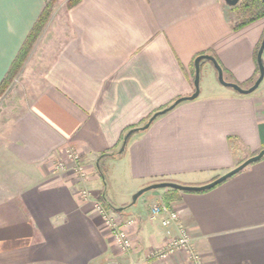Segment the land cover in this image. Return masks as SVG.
<instances>
[{
	"label": "crops",
	"instance_id": "crops-1",
	"mask_svg": "<svg viewBox=\"0 0 264 264\" xmlns=\"http://www.w3.org/2000/svg\"><path fill=\"white\" fill-rule=\"evenodd\" d=\"M223 1L0 0V84L53 2L22 67L36 77L0 127V264H190L183 251L150 256L177 233L160 224L165 214L152 216L160 202L177 211L203 261L264 264V156L204 191L128 199L156 182H212L264 148V78L249 94L220 82L198 92L133 131L118 152L128 130L194 91L197 55H212L228 81L253 84L264 16L234 29L237 11ZM69 149L82 158L84 183L65 159ZM108 159L128 179L119 197L109 194L112 175L96 172ZM84 184L120 221L136 220L127 252L83 201Z\"/></svg>",
	"mask_w": 264,
	"mask_h": 264
},
{
	"label": "built area",
	"instance_id": "built-area-1",
	"mask_svg": "<svg viewBox=\"0 0 264 264\" xmlns=\"http://www.w3.org/2000/svg\"><path fill=\"white\" fill-rule=\"evenodd\" d=\"M264 52V51H263ZM264 62V59H263ZM264 65V64H263ZM264 78V77H263ZM66 161L71 163L73 170L77 174L78 179L84 183L86 181L85 165L82 163V158L75 150H65ZM58 169H64L65 160L61 159L59 155L56 156L54 163ZM79 194L83 198V201H87L91 205L92 214L102 221L107 230L112 235L115 245L120 251L127 252L132 247L131 238H129L127 228L135 224L136 220L132 217L125 221H120L113 211L98 200L96 194L86 188L85 184L79 188ZM151 214L153 217L165 214L160 220V224L163 227H169L174 225L177 233L170 235L166 243L161 247L152 249L150 256L165 258L170 254L178 251H183L187 254L190 264H216L215 262L203 261L201 254L195 248V244L189 236L187 228L182 226L179 222V215L176 210L166 202H160L151 208ZM113 264H121L115 262ZM127 264H140L137 261L131 260Z\"/></svg>",
	"mask_w": 264,
	"mask_h": 264
},
{
	"label": "water",
	"instance_id": "water-1",
	"mask_svg": "<svg viewBox=\"0 0 264 264\" xmlns=\"http://www.w3.org/2000/svg\"><path fill=\"white\" fill-rule=\"evenodd\" d=\"M238 1L239 0H224L223 2H225L229 6L230 5L234 6L238 3ZM261 1L264 3V0H261ZM260 40H261V42H260L258 50L256 52V63H257V68H258V76L256 77L255 81L253 82V84L251 86H249L246 89V88H243L236 83L227 82V81L223 80V71H222V68L219 67L220 65L218 64L216 59L210 54H207V55L206 54H199L194 58V61H193L194 80H192V81H193V85H194V91L192 93H190V95H188V96H183V97H179V98L175 99L167 107H163V109L157 110L156 112H154L149 117V119L145 121V123L142 126L135 127V128H133V130L132 129L128 130L127 133L124 134L122 144H121L118 152L121 153L124 150L123 147L125 146L126 141H127L128 137L130 136L129 134L133 133V131L143 130V129L147 128L150 125V123L152 122V120H154L159 115L166 113L167 111L174 108V106H176L177 104H179L182 101L192 100L198 96V92H199L198 79H199V70H200L199 67H200V62L202 60H209L212 62V64L214 65L213 67H215V69L217 71V78H218L217 80L222 85L227 86V87H231L233 90H235L236 92H238L240 94H249V93L253 92V90H255L259 86V84L262 82L263 77H264V65H263L264 64V62H263L264 35ZM262 156H264V148H262L256 154L251 155L250 157L245 159L243 162H241L236 167L231 168L226 173L224 172L223 175L215 178L214 180H212V182L210 181V182H207L206 184H203V185H187V184L184 185V184H178L176 182H171V181H161V182L149 184L148 186L146 185V186L140 188L139 190H137L135 193L132 194V197L130 198L131 204L135 203L137 198L139 196H141L144 192H146L148 190H152V189H157V188H171V189H176V190L186 191V192L187 191L200 192V191L210 189V188L218 185L220 182L225 181L226 179H228L232 175L238 173L239 171H241L243 168H245L249 164L260 160L262 158ZM116 210L120 211V210H122V207L116 208Z\"/></svg>",
	"mask_w": 264,
	"mask_h": 264
},
{
	"label": "rangeland",
	"instance_id": "rangeland-1",
	"mask_svg": "<svg viewBox=\"0 0 264 264\" xmlns=\"http://www.w3.org/2000/svg\"><path fill=\"white\" fill-rule=\"evenodd\" d=\"M46 22H45V24H46ZM44 26H43V28H44ZM43 28L41 29L40 33L42 32ZM37 36H39V35H37ZM37 38H36V40H37ZM35 41L28 48V51L26 53V56L24 57V60L22 61L23 63L20 66V68L13 75V77L9 81L8 85L6 87H4V90L0 93V127L2 124L4 125V122H6L10 117L14 116L16 114V112H18L20 110L21 102H23V100H25L27 98V92H26L27 89L25 87L26 86L28 87L31 80L32 79L34 80L36 77V75H35L36 71L35 70L33 73H30L31 71H28L29 69H27V71L26 70L23 71V68H22L25 64V61L27 60V56L29 55L30 51L32 49H34V47H35V46H33ZM35 56L36 55L34 54L33 58H35ZM213 66L214 65L210 61L204 60L203 66L201 68L199 67L200 70H199L198 87H199V92L202 94L204 92H212L215 89L214 88L215 85H218V86L220 85L219 81L217 80L218 79L217 78V71H216L215 67H213ZM227 78H228L227 75H225L223 77V80L230 82V81H228ZM221 87L223 89H230V90L232 89V88L227 87V86L226 87L221 86ZM97 162H98V167H96V172L99 175L100 174L104 175L107 172H108V174L112 175V178H110L109 181L105 179V181L109 182V184H110L109 194L110 195L112 194L113 196L119 197L121 192L124 191V189H128L129 185H128V179H127L126 175L123 176L122 174L121 175L115 174L120 169L118 162L113 161L111 159H108V161H102V162L97 161ZM160 189H168V188H157L154 190L159 191ZM151 191H153V190H151ZM132 194L129 196V198H128L129 200H131L130 198L132 197Z\"/></svg>",
	"mask_w": 264,
	"mask_h": 264
},
{
	"label": "trees",
	"instance_id": "trees-1",
	"mask_svg": "<svg viewBox=\"0 0 264 264\" xmlns=\"http://www.w3.org/2000/svg\"><path fill=\"white\" fill-rule=\"evenodd\" d=\"M78 0H67V6L70 7L73 4H75ZM53 2L46 3L43 11L38 16L37 20L34 22V25L32 26L30 32L28 35H26V39L24 43L22 44L21 48H19V52L14 59V62H12V65L10 67V70L8 71L7 75H5L2 83L0 84V93L4 90V87H6L13 77V75L17 72V70L22 65V61L24 60V57L26 56V53L28 51V48L31 46V44L36 40L39 35L41 29L45 25V22L48 20V17L50 15V8H52ZM237 11V22L232 26L234 29H239L261 17L264 16V3L261 0H239L236 5L232 7ZM259 47V45H258ZM258 50V48H257ZM256 50V52H257ZM257 76H258V68H257ZM123 140V137H122ZM169 191H172L173 193L177 190L171 189ZM169 197V196H168ZM167 196L165 197L167 201L170 200Z\"/></svg>",
	"mask_w": 264,
	"mask_h": 264
}]
</instances>
